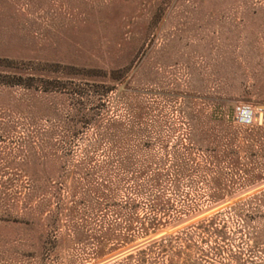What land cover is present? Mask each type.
Returning <instances> with one entry per match:
<instances>
[{"label": "rangeland", "instance_id": "374dc122", "mask_svg": "<svg viewBox=\"0 0 264 264\" xmlns=\"http://www.w3.org/2000/svg\"><path fill=\"white\" fill-rule=\"evenodd\" d=\"M238 106L258 125L264 0H0V264H264L256 147L218 184L188 172L165 194L185 214L102 256L68 231L102 151L170 168L185 146L198 161L212 136L243 135Z\"/></svg>", "mask_w": 264, "mask_h": 264}, {"label": "trees", "instance_id": "16d2710c", "mask_svg": "<svg viewBox=\"0 0 264 264\" xmlns=\"http://www.w3.org/2000/svg\"><path fill=\"white\" fill-rule=\"evenodd\" d=\"M16 68L8 67V69ZM28 78L32 79L33 76ZM109 78L115 80L114 77ZM7 79H10L7 84L22 85L20 75L14 73ZM25 87L31 89L32 86ZM69 95L81 96L82 92L70 89ZM109 122L114 121L110 119ZM240 127L245 129L243 135L241 132L228 130L226 133L224 131L212 136L209 147L196 149L198 161L192 158L188 147L182 146L180 153L173 152L174 163L170 168L163 163L137 164L132 159L129 162L117 161L118 155L116 156V151L110 150L113 148L110 144L111 148L102 151L104 157L101 163H97L96 169L91 167L82 175V179L87 181L88 185L85 195L79 202L82 216L80 221L75 218L78 212L72 197L71 206L66 208L70 236L80 245L86 246L89 243L91 247L88 254L98 257L117 247V244L113 243L112 246H108V242H131L137 236L147 235L156 228L177 220L185 212L182 206H174V200L166 197L165 194L167 191L170 194L178 192L180 180L188 172L210 175L208 182L218 184L223 175L221 167L225 166V163L232 166V169L239 165L240 151L248 154L253 152V147H256L261 157L264 156V123L256 125L251 122L240 124ZM166 156L165 154L164 157ZM92 172L97 173L95 181L91 179L95 175ZM248 177L255 176L244 173V180L241 182H245ZM263 177L264 166L256 178ZM92 189L95 190L94 197L90 198ZM215 198L211 196V199ZM54 199L59 200V197L55 196ZM151 248L154 247L151 246L149 249ZM145 252L141 251L137 255L142 257ZM130 258L127 257L116 264H125Z\"/></svg>", "mask_w": 264, "mask_h": 264}, {"label": "built area", "instance_id": "2783aa9c", "mask_svg": "<svg viewBox=\"0 0 264 264\" xmlns=\"http://www.w3.org/2000/svg\"><path fill=\"white\" fill-rule=\"evenodd\" d=\"M236 111L239 112L240 119H241V121L243 122L242 124H250V123H251V122H250L251 113H250L249 110H247V108H246L245 106H238V107L236 108ZM246 113L249 114L248 120H244V119L242 118V116L245 115Z\"/></svg>", "mask_w": 264, "mask_h": 264}, {"label": "water", "instance_id": "95a60500", "mask_svg": "<svg viewBox=\"0 0 264 264\" xmlns=\"http://www.w3.org/2000/svg\"><path fill=\"white\" fill-rule=\"evenodd\" d=\"M263 121H264V113L260 112L256 116V122L258 125H261L263 123Z\"/></svg>", "mask_w": 264, "mask_h": 264}]
</instances>
